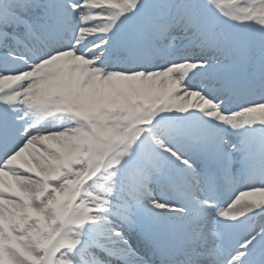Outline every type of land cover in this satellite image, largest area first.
<instances>
[{
    "label": "snow or ice",
    "instance_id": "snow-or-ice-1",
    "mask_svg": "<svg viewBox=\"0 0 264 264\" xmlns=\"http://www.w3.org/2000/svg\"><path fill=\"white\" fill-rule=\"evenodd\" d=\"M0 264H264V0H0Z\"/></svg>",
    "mask_w": 264,
    "mask_h": 264
}]
</instances>
